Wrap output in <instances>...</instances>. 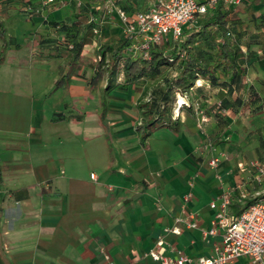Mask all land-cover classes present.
<instances>
[{"label": "crops", "instance_id": "obj_1", "mask_svg": "<svg viewBox=\"0 0 264 264\" xmlns=\"http://www.w3.org/2000/svg\"><path fill=\"white\" fill-rule=\"evenodd\" d=\"M46 1L0 0V264H107L103 252L115 264H159L146 257L159 236L168 255H214L222 235L203 237L214 226L211 204L226 192H232L231 206L264 197V178L239 168L248 158L264 159L257 141L264 111L251 114L246 102L238 113H219L218 121L210 115L226 91L200 81L204 85L195 89L203 87L189 101L203 112L183 109L152 125L148 112L165 84L143 79L126 85L122 72L95 63L100 45L124 36L107 5L132 13L147 10L152 0H56L44 7ZM26 3L41 10L33 19L25 18ZM230 8L229 26L242 34L248 52L246 76L231 100L247 101L251 86L264 98V0ZM14 10L36 25L23 39L33 42L34 53L24 54L17 36L6 32V13ZM52 22L75 23L88 41L74 63L80 70L68 78L75 84L69 99H50L40 87L43 65L58 58L71 63V53L56 43L66 34ZM91 23L96 29L87 32ZM206 112L203 127L200 114ZM209 135H218V144L210 145ZM218 154L223 158L213 169L209 161ZM186 212L198 227L178 224L180 235L165 234Z\"/></svg>", "mask_w": 264, "mask_h": 264}, {"label": "trees", "instance_id": "obj_2", "mask_svg": "<svg viewBox=\"0 0 264 264\" xmlns=\"http://www.w3.org/2000/svg\"><path fill=\"white\" fill-rule=\"evenodd\" d=\"M245 2V1H244ZM243 2V3H244ZM24 10L26 19H33L40 8L37 9L31 3H26ZM235 6L227 5L224 0H218L215 8L202 16L197 23L199 29L194 25L190 30H183L178 39L170 37L160 45L152 47L146 58L142 53H134L131 49V40L123 36L117 44L100 45L96 51L98 62L97 69H101L108 55L115 61L123 64V74L126 85L135 84L143 79H161L165 69L176 68L179 74L171 79H165V90L160 89L154 95V105L148 114L151 116V124L164 122L165 118L173 116V110L178 94L190 95V91L200 90L203 86L194 90L195 85L204 81L212 87L221 88L226 91V98L222 99L216 114H204L218 118L219 113L232 110L238 113L240 107L247 102L248 110L252 113L264 111V98L251 86L249 88V98L244 101L241 97L232 102L231 98L235 91H238L242 79L246 76V56L248 52L242 50L241 33H235L229 26V15L231 8ZM140 12V11H137ZM137 12H127L134 15ZM196 23V24H197ZM51 25L58 31L66 35L62 41L56 40L57 47H63L71 53V62H79L81 55L88 43L86 34L78 36L77 25L74 23L68 26L66 23H54ZM97 24L91 23L86 29L87 32L94 31ZM71 31L73 33H71ZM5 35V30L0 21V38ZM101 73L98 72L95 80L100 79ZM188 99L191 100L189 96ZM189 102L187 109L192 110ZM181 110V109H180ZM198 112H203L201 108ZM59 115V114H58ZM221 122V121H220ZM223 122V121H222ZM228 122V119L225 121ZM149 124V125H151ZM142 127V126H141ZM257 141L259 148L264 152V126L259 129ZM218 135H209L208 143L212 146L218 144ZM259 160V159H258ZM264 164V159L259 160ZM258 199V198H257ZM256 199L247 200L244 204H234L230 206L231 214L239 216L249 208Z\"/></svg>", "mask_w": 264, "mask_h": 264}, {"label": "built area", "instance_id": "obj_3", "mask_svg": "<svg viewBox=\"0 0 264 264\" xmlns=\"http://www.w3.org/2000/svg\"><path fill=\"white\" fill-rule=\"evenodd\" d=\"M227 6H238L245 0H224ZM218 0H152L151 6L145 10L129 15L125 10L112 4L107 5L108 14L118 18L123 34L130 38L131 51L142 53L148 59L149 51L154 46L160 45L169 37L178 39L188 25H194L210 9L215 8ZM55 3V0H48ZM178 94L177 96H179ZM186 105L188 97L184 96ZM181 104L179 105L180 110ZM202 122L208 118L201 116ZM223 154L209 161L211 168L219 166ZM243 171L254 170L259 181L264 178V164L255 160L246 164H239ZM92 178L95 175L92 174ZM232 192L224 193L218 200L211 204L215 211L214 226L211 230L204 231L206 241L218 234L222 235L221 243L215 248V254L210 257H201L194 260L186 254L175 251L168 255L169 245L163 236H159L154 248L146 255L159 264H264V197L256 201L239 216L230 213ZM177 225L165 229V234L180 235L184 224L189 229L198 227L196 216L185 213V217L176 220ZM107 264H115L111 256L102 253ZM245 259L246 262H241Z\"/></svg>", "mask_w": 264, "mask_h": 264}, {"label": "rangeland", "instance_id": "obj_4", "mask_svg": "<svg viewBox=\"0 0 264 264\" xmlns=\"http://www.w3.org/2000/svg\"><path fill=\"white\" fill-rule=\"evenodd\" d=\"M56 2V0H55ZM53 3H48V0L45 2V4H43L44 7H47L48 5L50 6ZM23 9H26V7H22ZM1 13V12H0ZM26 13V12H23ZM7 17H9L10 19L6 20L5 23H7L8 25L10 24L11 26H8L9 28L6 30L10 31L11 34L17 36V39L21 42V46H24L23 49V53L25 54H29V53H34V51L36 50L35 45L33 44V42H31L30 40H28V42H25L23 39L24 37H29L30 35H32L35 30H36V25H31V24H26L23 20V18H21L19 16L18 11L14 10V11H10L7 12ZM200 21V20H199ZM10 22V23H9ZM7 35V33H6ZM8 36V35H7ZM6 36V37H7ZM170 38V37H169ZM168 38V39H169ZM6 42H8V40L6 39ZM81 58L79 60V62H81ZM85 62V61H84ZM98 62V57L96 54V62ZM98 64H96L97 67ZM35 66V65H34ZM123 64L121 61H115L111 58L110 55H108L107 60L105 61V63L103 64L102 68L104 69V71H113L114 74H121V72L123 71L122 68ZM36 68V66H35ZM9 68H6V71ZM42 69V81H41V90L42 92H46L47 96L50 99H62L63 97H65L66 99H69L70 96V85L71 82L68 80V78L70 77V74L72 72L75 71H79L80 70V65L74 64V63H70V61H65L64 58H58L52 62H49L45 65H43ZM10 70V69H9ZM11 72V71H10ZM123 73V72H122ZM179 74L178 70L176 68H168L165 69L164 71V75L163 77L160 79L161 82L159 85H164L165 84V79H171L175 76H177ZM105 78H107L105 76ZM25 84H27L26 79L27 78H23ZM75 84H73L72 86H74ZM158 85L156 82H154V86ZM199 85H204L203 82H198L195 87L199 86ZM195 90V88H194ZM192 91H190L191 93ZM186 94V93H184ZM184 94H180L179 96H177V101L175 103L176 106H174V110H173V115L174 116H179L180 114V110L179 109V105L181 104L180 108L181 110L183 109H187L186 105L187 103H185V97H189L191 96L193 99V93L190 95H184ZM53 102V101H51ZM190 101L188 100V103ZM191 108H194V110L197 111V106H192ZM195 111V112H196ZM200 113V112H199ZM201 124L203 127H207L208 122H202L201 120ZM245 132L246 129L243 125L239 126L238 129L242 132V129ZM248 160H250L249 162L255 161L252 158H248Z\"/></svg>", "mask_w": 264, "mask_h": 264}]
</instances>
